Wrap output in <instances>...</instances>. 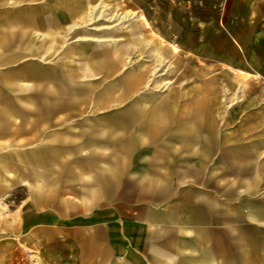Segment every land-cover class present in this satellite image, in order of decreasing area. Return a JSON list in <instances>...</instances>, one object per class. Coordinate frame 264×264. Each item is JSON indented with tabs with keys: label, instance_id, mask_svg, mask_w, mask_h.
<instances>
[{
	"label": "rangeland",
	"instance_id": "obj_1",
	"mask_svg": "<svg viewBox=\"0 0 264 264\" xmlns=\"http://www.w3.org/2000/svg\"><path fill=\"white\" fill-rule=\"evenodd\" d=\"M10 1L5 9L21 20L25 17L24 11L46 18L48 12L44 7L54 3L51 0ZM101 1L106 4L105 12L110 17L116 13L131 15L118 25L104 20L88 25L112 28L93 31L95 38L109 35L112 42L115 35L138 26L140 36L152 40V44L166 49L168 54L164 59L157 58L161 64L150 72L156 58L147 51L134 52L121 70L107 79L101 80L98 75L92 80L99 89L122 72L147 69L150 75L147 85L130 93L124 101H56L57 108L46 120H39L36 113L40 106L36 101H28L25 107L17 102L15 109L24 107L31 112L26 123L19 116L6 115L8 107L0 101V204L4 206L0 208V264H44V253L36 244L37 235L32 228L30 232L33 219L28 217L29 212L24 218L22 214L28 205H35L32 197L36 191L31 184L43 181L35 179L33 174L39 162L41 171L47 174L48 197L45 203H40L41 207L46 205L47 226L54 224L53 210L62 215V264H72V243L81 242L88 231L92 233L95 228L99 234L104 229L108 233L116 232L113 221L120 211L123 214L126 211L120 210L118 202L101 200L103 185L112 182L113 173L118 172L119 166L113 169L109 163L119 158L133 162L138 156L134 153L136 147L180 146L183 141H190L192 151L202 156L226 154L233 147L235 152L237 148L240 166L250 157L264 166V0ZM5 9L0 11V19ZM39 31L47 32V29ZM36 35L26 37L28 40L23 45L38 43ZM3 37L0 31V38ZM68 37L42 66H53L62 58L64 47L74 43ZM16 64H0V86L1 79L12 73L11 69H17L12 68ZM152 82L160 86L156 88ZM13 93L16 92L5 90L2 96ZM149 93L157 97L155 102L137 106L142 113L134 125L147 131V136L139 142L132 137L136 134L135 126L119 132L117 125L129 121L127 109L136 104V96ZM152 109L165 118L157 125L154 138L150 137L147 121ZM13 120L14 150L7 137V126ZM24 124L29 132L17 134ZM192 126L202 137L192 138L195 134L188 130ZM124 166L133 167L132 164ZM3 171L6 178L2 176ZM261 186L262 190L250 198V204L264 206V202H258L264 193V183ZM89 192L96 200L83 201ZM241 228L246 256L231 255L226 250L228 243L218 241L222 247L218 261L264 264V226L250 224Z\"/></svg>",
	"mask_w": 264,
	"mask_h": 264
},
{
	"label": "crops",
	"instance_id": "obj_2",
	"mask_svg": "<svg viewBox=\"0 0 264 264\" xmlns=\"http://www.w3.org/2000/svg\"><path fill=\"white\" fill-rule=\"evenodd\" d=\"M51 1L54 2L51 6L44 7L48 12L46 18L30 13L26 7L24 9L28 12L24 11L25 17L21 20L12 17V12L5 9V5L12 1L0 0V11L6 10L0 19V31L4 36L0 38V64L17 63L12 66L17 69H11L12 73L1 79L0 101L8 107L6 115L19 116L23 123L28 121L31 113L24 108L28 101H36L40 106L36 113L39 120L52 116L57 108L56 101H124L130 93L147 85L150 78L147 69L122 72L114 81L99 89L92 80L98 75H101V80L107 79L121 70L134 52L147 51L149 56L156 58L150 72L161 64L157 58L164 59L168 54L166 49L140 36L138 26L130 32L115 35L112 42L109 35L95 38L93 31H101L95 28H111L110 25L88 26L97 22L88 17L92 6L106 9L101 0ZM107 18L109 15L105 12L102 20ZM44 28L47 32L39 31ZM31 34H37L38 43L24 46L23 43L28 40L26 37L31 38ZM67 36L72 37L74 43L64 47L62 58L53 66H42L62 47ZM31 58H38L39 61ZM152 83L156 88L160 86ZM5 90L16 93L2 96ZM156 99L152 93L137 95L136 104L127 109L129 121L118 124V131L135 126L142 113L137 106L153 103ZM17 102L24 107L15 109ZM164 119V114L154 113L152 109L147 119L151 138H154L157 125ZM104 127L111 129L107 125ZM7 129L9 146L14 150V120ZM134 130L136 134L132 137L135 141L140 142L147 136L145 130ZM188 130L194 132L192 138L202 137L195 126ZM27 132L24 124L17 134L25 135ZM188 142L183 141L180 146L136 147L134 153L138 156L133 162L119 158L109 163L113 169L119 168L117 173H113L112 182L102 184L104 197L101 200L120 203V210L124 209L126 213L120 211L113 221L116 232L108 233L104 229L103 234H99L94 228L81 242L72 243V264H223L218 261L222 247L217 242L224 240L231 255L237 258L239 254L246 256L241 242L244 234L241 227L250 224L264 226L263 204H250L253 194L262 190L263 163L250 157L240 166L237 148L235 152L233 147L226 154L202 156L201 153H194ZM38 150L41 152L40 148ZM23 151H26L25 146ZM125 164H132L133 167L127 168ZM41 165L40 162L37 164L33 174L35 179L43 181L31 184L36 191L32 197L35 205H28L22 214L24 218L29 212L28 217L33 219L29 224L30 232L32 228L37 235L36 244L44 253V264H52V261L62 264V215L53 210L54 224L47 226L46 205L41 207L40 203L47 200L48 183ZM2 176L6 178L5 171ZM93 196L89 192L83 201L96 200ZM263 197L264 193H261L258 202L263 203ZM0 208L4 206L0 204Z\"/></svg>",
	"mask_w": 264,
	"mask_h": 264
},
{
	"label": "bare ground",
	"instance_id": "obj_3",
	"mask_svg": "<svg viewBox=\"0 0 264 264\" xmlns=\"http://www.w3.org/2000/svg\"><path fill=\"white\" fill-rule=\"evenodd\" d=\"M128 13L115 14L114 16H109L106 21L111 23H116V25L123 23L125 20H128L130 17ZM88 17L94 21L102 20L105 17V9L99 5L92 6L91 11L88 14ZM109 27L95 28V30H108ZM111 30V28H110ZM96 41V40H95Z\"/></svg>",
	"mask_w": 264,
	"mask_h": 264
}]
</instances>
